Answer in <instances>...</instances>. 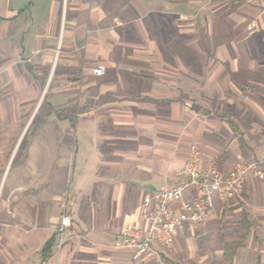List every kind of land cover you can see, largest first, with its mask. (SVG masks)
<instances>
[{
	"label": "crops",
	"instance_id": "0c3cea01",
	"mask_svg": "<svg viewBox=\"0 0 264 264\" xmlns=\"http://www.w3.org/2000/svg\"><path fill=\"white\" fill-rule=\"evenodd\" d=\"M259 91L264 16L242 0H0V264H141L111 245L190 144L202 168L264 153ZM243 202L264 227V197Z\"/></svg>",
	"mask_w": 264,
	"mask_h": 264
},
{
	"label": "built area",
	"instance_id": "2783aa9c",
	"mask_svg": "<svg viewBox=\"0 0 264 264\" xmlns=\"http://www.w3.org/2000/svg\"><path fill=\"white\" fill-rule=\"evenodd\" d=\"M242 1L255 6L259 15L264 16V0ZM258 29L256 18L244 24L247 33ZM91 71L100 76L104 67L97 65ZM200 158L199 149L190 144L187 158L178 172L177 184L160 188L152 198L145 199L141 204L142 229L124 225L120 237L112 243V249L128 251L130 259L141 264H170L169 256L174 252L175 241L181 232L209 221L229 202L240 198L248 177L262 179L264 176L261 160L238 162L222 169L214 160H209L202 168ZM70 224L69 216L62 214L57 231L61 234Z\"/></svg>",
	"mask_w": 264,
	"mask_h": 264
},
{
	"label": "rangeland",
	"instance_id": "374dc122",
	"mask_svg": "<svg viewBox=\"0 0 264 264\" xmlns=\"http://www.w3.org/2000/svg\"><path fill=\"white\" fill-rule=\"evenodd\" d=\"M256 95L258 101L264 104V92H256ZM258 133L259 137L264 134V126ZM246 153L245 160H233L226 165V169L238 162H264L262 150L256 153L247 146ZM262 169L264 172V164ZM257 181L255 185L258 187L254 192L249 194L243 187L241 197L231 201L232 205L225 206L214 218L194 228L186 242H179L177 256L180 264H260L264 256V227L255 220L253 222L243 207L244 197L255 201L264 197V176ZM238 208L240 210H236Z\"/></svg>",
	"mask_w": 264,
	"mask_h": 264
},
{
	"label": "trees",
	"instance_id": "16d2710c",
	"mask_svg": "<svg viewBox=\"0 0 264 264\" xmlns=\"http://www.w3.org/2000/svg\"><path fill=\"white\" fill-rule=\"evenodd\" d=\"M47 249L46 248H44V250L43 251H46Z\"/></svg>",
	"mask_w": 264,
	"mask_h": 264
}]
</instances>
